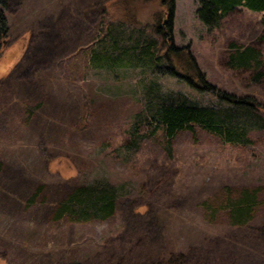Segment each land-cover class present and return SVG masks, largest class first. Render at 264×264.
Returning <instances> with one entry per match:
<instances>
[{"label": "rangeland", "instance_id": "374dc122", "mask_svg": "<svg viewBox=\"0 0 264 264\" xmlns=\"http://www.w3.org/2000/svg\"><path fill=\"white\" fill-rule=\"evenodd\" d=\"M5 2L0 264H264V128L240 143L199 128L167 137L147 107L154 80L164 98L218 100L130 59L110 68L90 59L113 37L134 43L143 34L158 41V55L170 44L187 49L209 84L254 94L264 108V85L227 66L246 47L264 65V13L240 6L209 27L197 14L201 0ZM94 183L119 192L109 217L54 220L76 189ZM245 189H259L258 206L251 222L232 225L226 201Z\"/></svg>", "mask_w": 264, "mask_h": 264}, {"label": "trees", "instance_id": "16d2710c", "mask_svg": "<svg viewBox=\"0 0 264 264\" xmlns=\"http://www.w3.org/2000/svg\"><path fill=\"white\" fill-rule=\"evenodd\" d=\"M240 6L264 13V0H201L197 14L205 25L215 27L225 16ZM169 9L172 14L173 2ZM8 24L6 2L0 0V48L2 40L8 36ZM155 33L158 35L163 33V37L165 36L161 27H156ZM167 36L171 39L169 35ZM144 37L145 35L142 34V37L134 43L122 42L123 44L113 37L109 46L105 47L106 53L101 49L91 51L90 59L97 66L104 64V67L109 68L122 65L126 59H130V62H136L140 67L144 66L152 70L153 76L159 78L170 76L186 81L218 100L217 106L215 104L203 106L189 102L185 97L164 98L157 91L158 81L154 80L155 85H150L147 107L151 117L159 120L158 123L167 137H172L179 131L199 128L212 133L225 143H240L251 130L264 128V118L260 119L258 115L264 113V108L257 99L258 96L248 94L238 97L219 90L207 82L204 73L193 61L187 49L170 44L163 55H158L160 53L158 41ZM227 66L238 72L249 73L251 82L264 85V65L258 48H237L228 59ZM59 172L61 176L67 175L65 169L60 168ZM258 194L259 189H245L236 198L226 201L227 209L224 208L230 214L232 225L240 226L252 221L255 208L258 206ZM119 197L116 188L103 183L82 186L61 204L54 220H59L64 215L79 221H88L98 216L107 218L114 212Z\"/></svg>", "mask_w": 264, "mask_h": 264}]
</instances>
